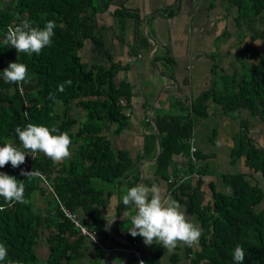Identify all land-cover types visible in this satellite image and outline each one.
<instances>
[{
  "label": "trees",
  "instance_id": "16d2710c",
  "mask_svg": "<svg viewBox=\"0 0 264 264\" xmlns=\"http://www.w3.org/2000/svg\"><path fill=\"white\" fill-rule=\"evenodd\" d=\"M128 1L0 0V147L12 141L22 148L15 128L26 127L28 123L55 126L60 132L67 131L72 140V156L66 161L54 163L43 153L25 150L28 155L19 168H13L10 163L0 168V172L25 182V198L29 201L9 207L0 197V207L4 208L0 211V242L8 247V257L0 264H10V261L73 264L81 254L80 231L65 210L74 214L80 206L87 212L93 209L95 198L101 195L95 182L100 179L113 183L129 169L125 153L116 156L107 135L113 127L116 128L114 134L128 128L122 98L130 100L129 84L123 80L118 85L119 65L107 67L103 60L85 62L82 56L88 40L96 44L99 53L105 51L104 35L101 30L97 31L96 20L112 5L119 7L114 14L119 36L126 32L125 24L132 17L125 8ZM233 3L240 11V26L243 19L249 21L251 28L257 24L264 26V0H233ZM50 20L56 22L55 35L51 46L45 47L40 54H19L4 43L9 25L28 21L33 27L43 29ZM254 30L255 39L263 41L264 49V29ZM248 47L243 48L246 57H258L250 66L251 75L248 78L243 74V78L235 82L238 89L221 92L216 101L223 104L226 113L249 109L264 120V51L258 53L255 48ZM12 62L27 65L25 82L4 81L3 71ZM66 80H71L72 85L61 93L57 86ZM50 93H55L56 100L61 103H53L48 98ZM208 97L205 93L194 102L192 113L195 117L205 116L204 104ZM75 110H80L83 117L77 116ZM184 120L162 119L159 122L162 154L157 173L172 180L169 191L173 199L186 204L206 226L207 234L202 241L204 250L195 253L193 263L208 259L211 264H235L233 250L242 245L243 264H264V212L257 210L264 200L261 188L252 186L243 175L225 177L233 194H216L213 211L210 206L202 205L201 180L194 187V179H190L196 171L203 173L199 154L194 155L195 160L191 158L186 178L175 172V176L168 175L173 155L191 150L189 141L194 136V121ZM75 147L77 150L73 151ZM245 154L251 165L264 174V150L241 143L234 161ZM22 170H37L45 175L52 190L44 191L41 176L28 179L20 174ZM40 195L46 199L43 205ZM42 247L47 249L45 262L38 252Z\"/></svg>",
  "mask_w": 264,
  "mask_h": 264
},
{
  "label": "crops",
  "instance_id": "0c3cea01",
  "mask_svg": "<svg viewBox=\"0 0 264 264\" xmlns=\"http://www.w3.org/2000/svg\"><path fill=\"white\" fill-rule=\"evenodd\" d=\"M117 8L112 5L97 16L96 29L104 35L105 51L99 53L96 44L88 40L82 56L89 62L103 60L107 67L119 65L118 85L123 80L129 84L130 100L122 98L128 128L114 134L113 127L107 133L116 156L125 153L129 169L113 183L98 179L95 186L101 195L95 198L93 209L87 212L80 206L73 214L88 231L75 224L80 231L81 254L73 264H113L117 258L123 264H138L133 248L148 264H194L195 253L204 250L202 241L207 234L197 214L178 202L188 218L202 229L194 246L180 244L172 250L160 244L147 246L142 237L129 233L130 219H124L123 213L134 215V206L123 205L122 195L125 188L143 183L157 184L164 196L173 198L169 191L172 180L157 173L159 122L162 119L185 122V118L194 121V136L189 144L194 141L203 173L196 171L190 179H194V187L201 180L202 205L214 211L216 194L232 195L233 188L225 178L232 175H243L252 186L264 191V174L251 165L248 156L234 161L241 143L264 150V120L249 109L226 113L223 104L216 101L221 86L223 92L229 93L224 76L238 77L236 68L240 66L239 58H243V48L251 46L258 53L264 51L263 41L255 39L254 30H263L264 26L257 24L251 28L244 19L240 26V11L233 0H129L125 8L132 17L120 37L114 16ZM205 93L209 94L204 104L205 116L195 117L192 106ZM76 150L77 147L73 151ZM195 154L192 148L174 154L168 175L186 178ZM47 190L48 187L44 188ZM40 199L44 203L43 195ZM257 210L264 212V200ZM41 255L45 262L47 254ZM199 264L211 262L203 259Z\"/></svg>",
  "mask_w": 264,
  "mask_h": 264
},
{
  "label": "clouds",
  "instance_id": "9594fccd",
  "mask_svg": "<svg viewBox=\"0 0 264 264\" xmlns=\"http://www.w3.org/2000/svg\"><path fill=\"white\" fill-rule=\"evenodd\" d=\"M55 28L54 20L48 21L43 29L33 27L28 21L22 25H9L4 43L14 47L19 54L38 55L45 47L51 46ZM3 79L6 83L25 82L28 79L27 65L20 62L10 63L3 71ZM71 85L72 81L66 80L57 86L58 91L63 93L65 88ZM48 98L53 103H61L56 100L55 93H50ZM15 133L22 148L15 146L12 141H7L0 147V168H4L9 163L13 168H19L26 161L28 152L25 150L43 153L54 163L62 162L71 155L72 140L69 133L60 132L55 126L28 123L26 127L17 126ZM20 174L28 179L41 176L37 170L31 172L22 170ZM42 176L46 178L45 175ZM42 187L46 188L43 184ZM48 189H52L50 183ZM0 197L9 207L16 203H29L25 198V182L18 181L14 176L3 172H0ZM122 202L125 206H134V215L128 212L123 213L124 219H130V235L142 237L147 246L160 244L168 250L175 249L180 244L192 247L202 235L201 227L188 218L176 200L170 195L164 196L157 184L147 186L140 183L131 188H125ZM3 210L4 208L0 207V211ZM7 257L8 247L0 242V262L5 261ZM232 258L235 264H243L245 251L242 245L234 248ZM10 264H20V262L10 261ZM113 264H123V261L117 258ZM140 264H144V261L141 260Z\"/></svg>",
  "mask_w": 264,
  "mask_h": 264
},
{
  "label": "rangeland",
  "instance_id": "374dc122",
  "mask_svg": "<svg viewBox=\"0 0 264 264\" xmlns=\"http://www.w3.org/2000/svg\"><path fill=\"white\" fill-rule=\"evenodd\" d=\"M262 19H263V17H262ZM245 48H246V46H245ZM248 49H250V46L248 47ZM242 52H243V50H242ZM83 53V52H82ZM256 58H258V57H255V56H253V57H251V58H248V57H246V54L243 52V58H239V62H240V66L239 67H237L236 68V72H237V75H238V77H233V78H229V77H226V76H224L227 80V84L225 83V85L226 86H228V88H227V90H228V92H230V90H232V88H235V89H238V87L237 86H235L236 85V81L238 80V79H242L243 77H241L242 76V74H245L248 78H249V76L251 75V69H250V66H252V65H254L256 62L254 61V60H256ZM85 60V62H88L89 60L88 59H84ZM244 63V64H242V63ZM254 63V64H253ZM248 67V68H247ZM238 70V71H237ZM226 72H224L223 74H225ZM223 77V78H224ZM218 91H221V92H223V89H222V86L219 88V90ZM76 112V114H77V116H79V117H83V114H82V112L79 110V111H75ZM78 112H81V113H78ZM79 114V115H78ZM75 115V114H74ZM48 190H52V189H48ZM47 198V200H48V196L46 197ZM46 200V199H45ZM45 200H44V202H45ZM46 203V202H45ZM42 205H43V203H42ZM38 252L41 254H43V255H46V248L44 249V247H42V248H39L38 249ZM42 261H44V259L42 260Z\"/></svg>",
  "mask_w": 264,
  "mask_h": 264
},
{
  "label": "built area",
  "instance_id": "2783aa9c",
  "mask_svg": "<svg viewBox=\"0 0 264 264\" xmlns=\"http://www.w3.org/2000/svg\"><path fill=\"white\" fill-rule=\"evenodd\" d=\"M191 146H192V151H193V153H195V152L197 151V148L194 146V141H193V144H192ZM193 159L195 160V157H194ZM41 179H42V184H43V186L49 187V183H48V181L46 180V178H45L44 176L41 175ZM65 213H66L67 217H69L70 219H72V220L74 221V223L76 224V226L81 227L80 223L76 220V218H75V216H74L73 214H71V213H70L69 211H67V210H65ZM81 230L84 231V232H86V233H88V231H86V229H84V228H82V227H81ZM133 245H134V246L137 245V242L134 241V242H133ZM132 253L135 254V256H136V258H137V262H138V264H140V261H141V260L144 261L143 258L141 257V254H140L139 251H136V250L133 248ZM144 264H148V263H146V262L144 261Z\"/></svg>",
  "mask_w": 264,
  "mask_h": 264
},
{
  "label": "water",
  "instance_id": "95a60500",
  "mask_svg": "<svg viewBox=\"0 0 264 264\" xmlns=\"http://www.w3.org/2000/svg\"><path fill=\"white\" fill-rule=\"evenodd\" d=\"M161 154H162V141L159 137V152H158L157 160L160 158Z\"/></svg>",
  "mask_w": 264,
  "mask_h": 264
}]
</instances>
